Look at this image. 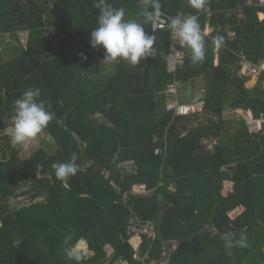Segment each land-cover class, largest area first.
<instances>
[{
    "label": "trees",
    "instance_id": "16d2710c",
    "mask_svg": "<svg viewBox=\"0 0 264 264\" xmlns=\"http://www.w3.org/2000/svg\"><path fill=\"white\" fill-rule=\"evenodd\" d=\"M108 2L153 31L142 0ZM160 5L173 16L195 15L202 31L213 29L202 62L193 64L191 50L181 47L184 65L169 71L170 29L153 31L154 57L136 66L104 62V49L90 45L100 14L93 0H0V36L11 40L0 52V264H76L63 252L69 234L72 244L85 240L94 252L81 264L161 262L171 241L180 246L168 264H264V137L251 135L244 120L225 118L237 110L264 117V72L240 75L242 57L264 63L262 10L247 0H205L203 9L188 0ZM217 35L224 37L219 48ZM199 79L202 111L167 109L170 86ZM30 87L40 88L38 99L54 113L45 128L52 151L22 159L7 130L14 101ZM73 153L81 171L65 188L52 166ZM125 163L134 170H121ZM136 185L149 194H135ZM138 220L158 234L147 261L134 258L148 253L146 240L126 235ZM228 232L243 234L248 246L228 248Z\"/></svg>",
    "mask_w": 264,
    "mask_h": 264
},
{
    "label": "clouds",
    "instance_id": "9594fccd",
    "mask_svg": "<svg viewBox=\"0 0 264 264\" xmlns=\"http://www.w3.org/2000/svg\"><path fill=\"white\" fill-rule=\"evenodd\" d=\"M94 6L99 10L98 27L92 29L90 45L94 49H104V62L123 60L132 66L138 65L141 60L154 57L156 52V37L153 31L147 32L143 23L135 20H126L125 10L115 8L108 0H93ZM145 8V22H156L160 16V0H142ZM190 6L195 9H203L205 0H188ZM168 28L173 39L179 40L182 46L191 50L193 64L205 59V34L195 15L181 16L177 14L169 17ZM224 42V37L217 35L212 38V43L219 48ZM84 60L87 55L79 53ZM41 90L38 87H30L14 101V114L11 117L9 130L10 141L13 145L27 146L36 138L54 119V113L46 108L45 103L38 98ZM78 157L73 153L69 162L53 164L55 177L60 180L65 188L69 187L68 180L75 176L81 169L77 165ZM51 178L50 176L48 177ZM223 240L228 248L234 244L247 247V238L241 234L236 239L231 232L223 234ZM73 235L64 238L63 252L68 260L81 264L83 255L81 244H72Z\"/></svg>",
    "mask_w": 264,
    "mask_h": 264
},
{
    "label": "built area",
    "instance_id": "2783aa9c",
    "mask_svg": "<svg viewBox=\"0 0 264 264\" xmlns=\"http://www.w3.org/2000/svg\"><path fill=\"white\" fill-rule=\"evenodd\" d=\"M247 5L248 6H255L259 9L262 10L260 13L263 16L264 20V0H247ZM169 17H174L173 15L167 14L165 12L160 11V16L156 22H152V30L153 31H158V30H167L168 28V23H169ZM261 20V21H263ZM205 33V32H203ZM171 47H170V57H169V71H175L178 67H182L184 65V52L180 50L181 47H186L182 46L177 39H173L171 36ZM242 62H243V68L242 71H244V75L247 78L250 77H255L259 75L260 73L264 72V63L261 64L260 66L253 65L245 60V58L242 57ZM171 87H169V90H171ZM168 90V91H169ZM204 103L201 102V111L203 109ZM191 107L189 106H183L178 109V114L177 115H190L192 114ZM246 124L248 126L249 133L251 135H260V137H264V117L261 119H255L254 116L252 115L250 120H246ZM160 150H156V154H159ZM102 176L107 180L110 177V173L107 171L102 172ZM115 190L119 193L121 189L116 185V183H111ZM142 191H146V186L141 187ZM135 194L141 195V193H137L134 191ZM126 198V196H125ZM126 235L129 237L131 236H140L143 237L149 247L148 253L144 257H140L139 253H136L134 258L139 261H147L150 259L149 252L152 249L154 243L158 239V234L157 230L155 228V225L151 222L143 221V220H138L134 222L132 225H130L127 228V233Z\"/></svg>",
    "mask_w": 264,
    "mask_h": 264
},
{
    "label": "rangeland",
    "instance_id": "374dc122",
    "mask_svg": "<svg viewBox=\"0 0 264 264\" xmlns=\"http://www.w3.org/2000/svg\"><path fill=\"white\" fill-rule=\"evenodd\" d=\"M260 19L263 20V16H261ZM19 36H20L21 44L26 47L28 37L26 36L25 33H20ZM10 41L11 40H10L9 36H2V37L0 36V52H2V50L4 49V46H6ZM3 60L6 61V58H3ZM217 63L218 62L216 60L215 64H217ZM107 68H108V70L112 69L110 64H107ZM240 75H244V71H241ZM166 93H167V97H168L166 100V106H167L168 110H175L176 114H178V109L180 107L189 106V107H191L190 112H192V114L196 113V112H200L201 111V102L203 101V97L205 94L204 82H203V79H199L196 81L195 84L194 83H188L186 85H182V84L177 83L175 85H172L171 90L167 91ZM191 100H192V102H191ZM241 112L242 113L236 112V111H228L227 113H225V118L231 119V120H236V121H240V120L246 121V120L251 119L252 114H250L249 112L248 113L244 112V111H241ZM9 130L10 129L7 130V133H9ZM8 137H9V134H8ZM9 140H10V137H9ZM10 143H11V141H10ZM0 144H2L1 141H0ZM13 146H16V145H13ZM49 146H51V140L48 137V135L44 129L27 146L22 147V150H21L19 156L22 159H28V158L32 157L36 152H38L42 148H46L47 150H49ZM49 151H52V150H49ZM121 165H123L127 169H129L127 165H124V164H121ZM171 188H173V187H171ZM141 191L142 190H139V189L136 190L137 193H140ZM24 201H25L24 198L12 199L11 205L17 206V205L23 203ZM170 250L172 251V250H174V248L171 247ZM81 252H82L83 256H86V257L91 256V254L89 253V251L87 249L86 244L81 245ZM170 253L171 252L169 251V253L166 254V259L169 258L168 255ZM107 264H109V262ZM119 264H121V263H119Z\"/></svg>",
    "mask_w": 264,
    "mask_h": 264
},
{
    "label": "crops",
    "instance_id": "0c3cea01",
    "mask_svg": "<svg viewBox=\"0 0 264 264\" xmlns=\"http://www.w3.org/2000/svg\"><path fill=\"white\" fill-rule=\"evenodd\" d=\"M166 13V12H165ZM262 15L261 14H259V19H260V17H261ZM260 20H262V19H260ZM202 32H205L204 34L205 35H210L212 32H213V29L209 26V25H207L206 26V29L204 30V31H202ZM217 62H218V60H217ZM241 111H243V110H237L236 112H241ZM245 112V111H244ZM248 113V112H247ZM250 114H252L251 112H249ZM253 115V114H252ZM10 129V128H9ZM124 165H127L128 166V168L129 169H127L125 166H123V165H120V169L121 170H123V171H127V172H131V171H133L134 170V166H133V164H131V163H125ZM142 186H144L145 187V185H136L135 187H134V190L136 191L137 189H139V190H142L141 189V187ZM149 192L150 191H147V189H146V191L145 192H143V191H141L140 193L142 194V195H147V194H149ZM136 241V240H135ZM137 245V244H136ZM180 246V243L179 242H175V241H171V242H169V243H166V245H165V260H163V261H161V262H152V264H168L169 263V258H170V255L178 248ZM171 247H173L174 248V250H170V248ZM169 251L171 252L168 256H169V258L168 259H166V254H168L169 253ZM137 253H139L140 254V252H139V250L137 251ZM83 257H86V256H83ZM90 257V256H89ZM89 257H86V258H89ZM121 264H128V263H121Z\"/></svg>",
    "mask_w": 264,
    "mask_h": 264
},
{
    "label": "water",
    "instance_id": "95a60500",
    "mask_svg": "<svg viewBox=\"0 0 264 264\" xmlns=\"http://www.w3.org/2000/svg\"><path fill=\"white\" fill-rule=\"evenodd\" d=\"M79 243H80L81 245H82V244H86V245H87V249H88L89 253L91 254V256L94 255V252H92V251L89 249V245H88V243H87L85 240H82V241H80ZM179 243H180V242H179Z\"/></svg>",
    "mask_w": 264,
    "mask_h": 264
}]
</instances>
